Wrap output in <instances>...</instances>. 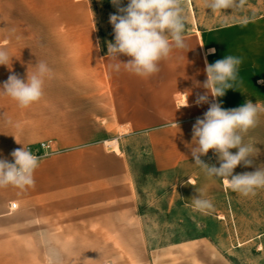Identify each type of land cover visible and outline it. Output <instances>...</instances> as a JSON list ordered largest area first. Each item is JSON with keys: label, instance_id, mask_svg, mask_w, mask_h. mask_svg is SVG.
I'll list each match as a JSON object with an SVG mask.
<instances>
[{"label": "crops", "instance_id": "0c3cea01", "mask_svg": "<svg viewBox=\"0 0 264 264\" xmlns=\"http://www.w3.org/2000/svg\"><path fill=\"white\" fill-rule=\"evenodd\" d=\"M3 3L12 6L8 0ZM70 5L82 13L61 18L59 30L39 33L36 50L28 45L29 32L8 28L7 14L5 25H0V47L10 56L8 66L0 65V86L12 74L26 80L27 73L36 71L37 62H45L50 69L42 98L29 107L21 108L10 97L0 96V159L14 162L13 150L53 140L60 151L39 160L35 185L22 190L24 202L45 219L64 217L71 224L65 230L86 231L88 239L96 241L89 245H142L143 227L130 160L121 146L117 152L107 150L103 143L115 138L119 142L132 134L146 135L156 170L183 172L184 187L203 191L201 197L205 198V172L191 156L193 125L211 103L224 109L248 101L264 106V47L254 46V27L248 21L214 31H191L184 34V49L174 48L159 62L157 73L141 77L122 64L130 59L126 55L118 57L119 70L114 67L120 62L101 48L86 1L70 0ZM31 53L38 54L34 63L30 62ZM46 55H52L53 61L47 63ZM227 55L242 60L233 88L222 97L209 94L208 102L197 105V97L208 91L203 87L206 62L212 64ZM243 139L255 146L253 162L251 166L238 165L234 175L264 169V113ZM230 151L235 154L238 149ZM201 159L220 166L213 150ZM220 180L225 191L233 193V200L238 196L261 198L264 204V189L244 196ZM77 223L84 226L74 228ZM261 225L264 238V214ZM202 243L199 238L174 243L165 256H156L155 261L151 256V264H207L205 252L195 249Z\"/></svg>", "mask_w": 264, "mask_h": 264}, {"label": "rangeland", "instance_id": "374dc122", "mask_svg": "<svg viewBox=\"0 0 264 264\" xmlns=\"http://www.w3.org/2000/svg\"><path fill=\"white\" fill-rule=\"evenodd\" d=\"M4 1L0 0V25H5L7 14L9 29L29 32L27 42L31 50H36L39 33L59 30L61 18L82 13L71 7L70 0H8L10 7L3 6ZM85 1L101 48L108 52V44L115 42L110 15L120 13L111 0ZM127 3L128 0H122L120 7H126ZM182 3L188 17L185 33L214 31L248 21L254 27V46L264 47V0H236L235 7L215 12L206 7V0H182ZM29 57L34 63L38 54L31 53ZM44 57L47 63L54 58ZM103 145L107 150L114 147V143ZM118 146L129 158L133 170L143 244L89 245L96 241L89 240L86 231L65 230L71 224L64 217L43 218L31 208L32 204L24 202L23 188L9 185L0 187V264H151V256L155 261L156 256H165L172 244L196 238L203 240L195 249L205 252L207 264H264L261 198L238 196L233 200V193L225 191L219 177L205 173L202 185L206 197L201 198L210 200L213 206L198 210L192 198L203 196V191L185 188L183 172L159 173L152 162L146 135L123 136ZM59 151L55 145L52 151H39L36 155L40 160ZM205 163L213 165L210 161ZM192 182L190 179L189 183ZM12 203L17 204L15 209L10 208ZM81 226L84 224H73L74 228Z\"/></svg>", "mask_w": 264, "mask_h": 264}, {"label": "clouds", "instance_id": "9594fccd", "mask_svg": "<svg viewBox=\"0 0 264 264\" xmlns=\"http://www.w3.org/2000/svg\"><path fill=\"white\" fill-rule=\"evenodd\" d=\"M121 2L111 0L120 14L110 15L115 42L108 44V55L117 61L120 55L130 57L122 63L126 69L138 76L149 77L159 71V62L168 58L174 48L184 49L187 46L184 33L188 17L185 8L182 0H128L126 7H120ZM235 6L236 0H206V7L213 12ZM209 51L215 52V49ZM9 61L8 51L0 47V65L8 66ZM241 63V58L232 55L212 64L206 62L207 79L203 87L208 91L197 97L196 104L208 102L209 94L213 98L222 97L228 89H232ZM120 64L114 67L119 70ZM34 67L36 71L31 75L27 73L26 80L16 74L9 75L0 86V96L10 97L21 108L38 102L44 94L50 69L43 61L37 62ZM260 113H264V106L251 101L234 109H224L219 103H211L203 118H197L193 125L195 144L191 147V156L194 164L208 176L222 178L233 191L244 196L255 195L257 189H264V169L233 174L238 165L251 166L253 162L250 158L254 157L255 146L245 144L243 134L256 127ZM231 149L238 151L233 154ZM209 150L218 156L219 167L210 166L201 159ZM11 156L14 162L0 159V187L34 186L39 157L24 147L13 150ZM192 200L194 207L201 211L213 206L210 200L200 195Z\"/></svg>", "mask_w": 264, "mask_h": 264}, {"label": "built area", "instance_id": "2783aa9c", "mask_svg": "<svg viewBox=\"0 0 264 264\" xmlns=\"http://www.w3.org/2000/svg\"><path fill=\"white\" fill-rule=\"evenodd\" d=\"M54 147V142L53 140H45L42 142H39L38 144L35 145H29L27 146V150L31 151L33 154L36 155L39 151H52ZM17 207L16 203H12L10 208L15 209Z\"/></svg>", "mask_w": 264, "mask_h": 264}, {"label": "bare ground", "instance_id": "6f19581e", "mask_svg": "<svg viewBox=\"0 0 264 264\" xmlns=\"http://www.w3.org/2000/svg\"><path fill=\"white\" fill-rule=\"evenodd\" d=\"M111 143H114V147L110 146ZM108 144H109L111 150H116L117 152L119 151V146H118L117 138H115V139H113L111 141H107L106 142V145H108Z\"/></svg>", "mask_w": 264, "mask_h": 264}]
</instances>
